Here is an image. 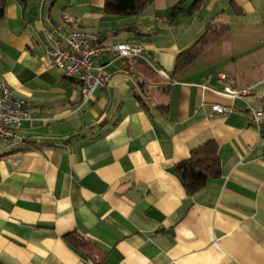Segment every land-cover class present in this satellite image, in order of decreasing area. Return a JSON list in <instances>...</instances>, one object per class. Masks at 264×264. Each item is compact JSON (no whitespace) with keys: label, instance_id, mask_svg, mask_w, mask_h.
<instances>
[{"label":"crops","instance_id":"0c3cea01","mask_svg":"<svg viewBox=\"0 0 264 264\" xmlns=\"http://www.w3.org/2000/svg\"><path fill=\"white\" fill-rule=\"evenodd\" d=\"M103 4L6 0L0 82L31 120L0 140V264H264V134L247 113L264 107V0ZM210 24L228 32L174 73ZM77 29L143 47L94 57L106 81L84 103L45 56L46 34ZM208 141L220 173L188 194L175 166Z\"/></svg>","mask_w":264,"mask_h":264},{"label":"built area","instance_id":"2783aa9c","mask_svg":"<svg viewBox=\"0 0 264 264\" xmlns=\"http://www.w3.org/2000/svg\"><path fill=\"white\" fill-rule=\"evenodd\" d=\"M45 41L47 65L63 73L78 75L83 103L91 97L95 87L106 81L102 68L93 66L94 57L103 53L116 57H135L143 50L141 45L105 44L98 33L81 29L73 30L65 37L46 34ZM225 91L238 97L246 93L232 91L229 87ZM27 105L28 101L16 97L7 85L0 82V140H8V133H15V140L9 141H18L21 123L31 120V116H24ZM212 109L216 113L227 111V108L219 105H214ZM247 113L251 125L260 135L264 134V107L249 106Z\"/></svg>","mask_w":264,"mask_h":264},{"label":"trees","instance_id":"16d2710c","mask_svg":"<svg viewBox=\"0 0 264 264\" xmlns=\"http://www.w3.org/2000/svg\"><path fill=\"white\" fill-rule=\"evenodd\" d=\"M151 1L152 0H104L103 11L105 14L109 15L138 14ZM5 6L6 0H0V19L4 16ZM180 9L181 8L176 5L173 8L172 16L178 14ZM227 32L228 26L226 24L207 25L200 37L190 47L177 55L174 73L195 61ZM175 173L188 194H193L201 189L208 178L216 177L220 173V162L217 155L216 144L213 141H208L191 150L189 157L175 166ZM68 235L74 238L72 234ZM68 235L65 236L67 240H69Z\"/></svg>","mask_w":264,"mask_h":264},{"label":"bare ground","instance_id":"6f19581e","mask_svg":"<svg viewBox=\"0 0 264 264\" xmlns=\"http://www.w3.org/2000/svg\"><path fill=\"white\" fill-rule=\"evenodd\" d=\"M64 75L67 78H73L76 79L80 83V79L78 75L70 74V73H64ZM24 116H31L29 112V105L24 108ZM18 139H20V136L18 135ZM8 140H15V133H8Z\"/></svg>","mask_w":264,"mask_h":264}]
</instances>
